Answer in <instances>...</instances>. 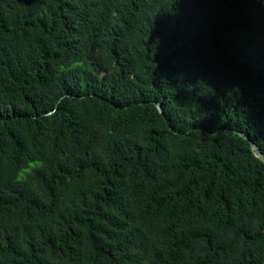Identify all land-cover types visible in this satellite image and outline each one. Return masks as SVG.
<instances>
[{
  "label": "trees",
  "instance_id": "obj_1",
  "mask_svg": "<svg viewBox=\"0 0 264 264\" xmlns=\"http://www.w3.org/2000/svg\"><path fill=\"white\" fill-rule=\"evenodd\" d=\"M249 140L264 0H0V264H264Z\"/></svg>",
  "mask_w": 264,
  "mask_h": 264
},
{
  "label": "water",
  "instance_id": "obj_2",
  "mask_svg": "<svg viewBox=\"0 0 264 264\" xmlns=\"http://www.w3.org/2000/svg\"><path fill=\"white\" fill-rule=\"evenodd\" d=\"M156 106H157L158 110L162 112L160 105L156 103ZM240 135H242L245 139L248 140V137L246 135H244L243 133H240ZM249 143H250L251 147L258 154V157L264 162V155L261 153L260 149L252 141L249 140Z\"/></svg>",
  "mask_w": 264,
  "mask_h": 264
}]
</instances>
